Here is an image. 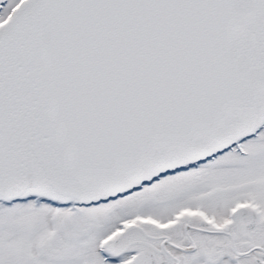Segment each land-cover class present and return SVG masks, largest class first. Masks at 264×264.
<instances>
[{"label": "snow or ice", "instance_id": "1", "mask_svg": "<svg viewBox=\"0 0 264 264\" xmlns=\"http://www.w3.org/2000/svg\"><path fill=\"white\" fill-rule=\"evenodd\" d=\"M0 264H264V0H0Z\"/></svg>", "mask_w": 264, "mask_h": 264}]
</instances>
